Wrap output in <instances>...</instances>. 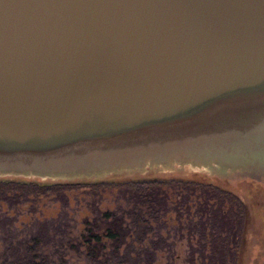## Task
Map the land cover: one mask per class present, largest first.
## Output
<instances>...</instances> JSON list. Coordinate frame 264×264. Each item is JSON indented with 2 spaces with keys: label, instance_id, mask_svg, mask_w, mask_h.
Here are the masks:
<instances>
[{
  "label": "water",
  "instance_id": "95a60500",
  "mask_svg": "<svg viewBox=\"0 0 264 264\" xmlns=\"http://www.w3.org/2000/svg\"><path fill=\"white\" fill-rule=\"evenodd\" d=\"M175 165L264 188V0H0V179Z\"/></svg>",
  "mask_w": 264,
  "mask_h": 264
},
{
  "label": "trees",
  "instance_id": "16d2710c",
  "mask_svg": "<svg viewBox=\"0 0 264 264\" xmlns=\"http://www.w3.org/2000/svg\"><path fill=\"white\" fill-rule=\"evenodd\" d=\"M170 179L169 182L156 177H135L76 183L0 179V206L13 207L32 201L35 203L50 196L69 205L78 193L119 191L132 208L130 213L140 222L144 221L142 213L159 218L175 215V219H178L175 211L183 204L186 209L197 205V210L201 213L200 220L188 229L191 239L190 264H240L242 259L244 262L245 259L248 260L243 264L262 263L264 238L263 245L258 246L252 256L245 254L242 258L247 216L244 200L238 192L240 190H237L238 187H247V193L257 192L259 199L264 202V188L261 185L245 181L233 186L226 182L208 181L199 174ZM179 197H183L184 201L179 200ZM47 221L48 218L40 223V229L34 234L37 249H43L53 241L50 235V225L53 223ZM129 232L125 216L106 212L92 228L87 229L83 237L90 262L116 264L105 257L111 256L114 260L119 257ZM194 241L197 242V248ZM27 252L30 255L31 250L28 248Z\"/></svg>",
  "mask_w": 264,
  "mask_h": 264
},
{
  "label": "rangeland",
  "instance_id": "374dc122",
  "mask_svg": "<svg viewBox=\"0 0 264 264\" xmlns=\"http://www.w3.org/2000/svg\"><path fill=\"white\" fill-rule=\"evenodd\" d=\"M198 171L188 165H175L172 169L154 166L148 167L145 173L134 172L127 176L146 174V179L156 177L170 182V178H187L190 175L186 177V174ZM245 188L238 189L247 214L242 258L245 254L252 256L258 246L263 245L264 238V202L257 192L247 193ZM179 198L184 201L183 197ZM197 208V205H192L191 209H186L183 204L175 211L178 219H175V215L159 218L142 213L144 221L138 222L136 216L130 213L132 208L127 199L119 191L78 193L69 205L50 196L35 203L0 206V264H92L86 255L83 237L87 229L92 228L106 212L125 216L130 232L119 257L114 260L107 256L105 259L116 264H190L191 239L188 229L200 220L201 213ZM46 218L49 220L47 222L53 223L50 225L53 241L43 249H37L34 234ZM196 243L193 242L197 248ZM247 261L242 259L240 264Z\"/></svg>",
  "mask_w": 264,
  "mask_h": 264
},
{
  "label": "flooded vegetation",
  "instance_id": "af4514ba",
  "mask_svg": "<svg viewBox=\"0 0 264 264\" xmlns=\"http://www.w3.org/2000/svg\"><path fill=\"white\" fill-rule=\"evenodd\" d=\"M239 189V187L237 188V190ZM240 193V191H238ZM247 215V214H246ZM244 247V246H243Z\"/></svg>",
  "mask_w": 264,
  "mask_h": 264
}]
</instances>
